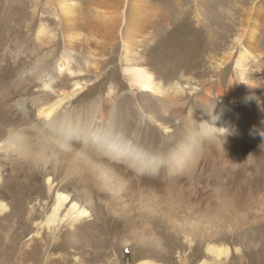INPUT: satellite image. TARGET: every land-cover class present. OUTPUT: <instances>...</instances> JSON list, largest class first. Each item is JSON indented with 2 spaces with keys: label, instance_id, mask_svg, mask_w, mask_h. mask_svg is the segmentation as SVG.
I'll return each instance as SVG.
<instances>
[{
  "label": "bare ground",
  "instance_id": "bare-ground-1",
  "mask_svg": "<svg viewBox=\"0 0 264 264\" xmlns=\"http://www.w3.org/2000/svg\"><path fill=\"white\" fill-rule=\"evenodd\" d=\"M31 1L32 15L36 16L41 0ZM81 4L80 0H47L45 3L54 17L52 21L60 26L66 44L54 68L53 52L47 46L50 40L44 37L46 27L38 29L39 42L29 48L21 46L9 31L0 30V218L11 211L10 197L1 187L6 180L15 181L19 175L32 185L43 184L48 193L45 199H36L38 205L32 202L31 212L53 201L40 227L56 235L57 226L68 225V238L74 244L83 241L78 224L93 220L96 214L98 193L102 195L99 200L113 216L145 225L144 230L136 234L140 241L159 246L162 242L148 221H160L184 234L190 244L196 240L206 242L207 251L214 258H228L232 251L230 246L213 243L217 234L223 230L227 233L239 230L253 218L264 219V114L249 112L243 117L240 112H233L225 104L220 90L221 100L210 105L206 101L200 109L192 111L193 115L181 118L178 131L166 138L154 125L159 122L167 129V123L173 119L167 109L183 103L167 95L168 91L163 89L152 68L145 65L143 54L137 51L155 38L146 31L149 24L145 23L150 21L149 12H152L149 0H94L97 20L87 22L88 25L80 20ZM125 10L131 11V26L121 32L122 70L132 91L117 96L116 100L111 91L109 99L97 96L88 103H76V94L82 93L85 85L75 81L74 90L69 91V79L86 77L90 70H99L104 60L102 39L105 45L114 41L116 27L128 19ZM253 12L243 17L245 27L240 29L241 39L246 36L244 29L250 25ZM89 26L94 28L93 42L102 48L95 49L92 59L81 63L77 72L73 67L74 49L86 41L81 32L83 27ZM256 31H252L253 43L258 42ZM244 47L249 53H256ZM247 54L242 51L236 60L241 75L246 73ZM138 93L153 98L160 105L146 109L148 103L137 100ZM61 116L107 117L151 147L165 166L156 174L142 175L121 162L92 156L80 145L64 152L53 151L40 137L44 128ZM33 137L40 144L35 156L25 145V141ZM251 214H254L252 218ZM8 231L9 227L5 235ZM0 263L4 262L0 260ZM16 264H24L22 253ZM137 264L155 262L143 259Z\"/></svg>",
  "mask_w": 264,
  "mask_h": 264
},
{
  "label": "rangeland",
  "instance_id": "rangeland-1",
  "mask_svg": "<svg viewBox=\"0 0 264 264\" xmlns=\"http://www.w3.org/2000/svg\"><path fill=\"white\" fill-rule=\"evenodd\" d=\"M45 1L47 2L40 1L38 14L35 16L32 15L34 8L31 0H0V30L9 31L21 46L29 48L39 42L37 34L41 28L46 27L44 37L50 40L47 41V46L53 52L51 59L54 68L66 44L60 34V26L52 21L54 17L47 11L48 7L45 8ZM80 1L83 7H80V20L83 25H88L87 22L90 21L94 23L97 20L94 0ZM149 3L152 12H149L150 21L145 23L149 24L146 31L149 35H155V38L148 44L141 45L137 51L140 50L139 55L143 54L145 65L152 68L163 89L168 91L167 95H172L183 103L167 109L173 118L168 125L165 124L167 129L159 122V125H154L159 133L166 138L171 137L178 131L181 118L193 115L192 111L200 109L206 101L210 105L221 100L218 96L220 90L226 100L225 104L233 112L238 111L243 117L249 112L264 114V0H149ZM126 5L127 9L128 4ZM152 6L158 9L155 11ZM258 9L262 11L259 12ZM250 11H254L253 16L249 20L250 25L244 29L245 38L241 39L242 26L245 27L243 17ZM126 12L127 21L122 26L115 24L114 41L105 45V39H102L104 60L100 63L99 70H90L86 77L78 79L70 78L67 74L70 78L69 91L74 90L75 81L85 85L83 92L76 94V103H88L97 96L108 98L111 91L116 100L132 91L122 70L124 42L121 32L124 29L126 32L131 26V11ZM143 27L144 25L139 26ZM255 29L258 42L253 43L252 31ZM146 31L144 30L145 33ZM93 32L94 28L91 26L83 27L81 33L86 41L75 46L76 62L73 67L77 72L81 69V63L92 59L95 49L100 51L102 48L93 42ZM136 33L137 31L131 35ZM244 46L256 53H249ZM256 46L257 50H254ZM242 51L248 53L245 75H241L236 66V60ZM142 95L138 93L137 100L148 103L146 109H156L160 105L153 98ZM1 188L10 197L11 211L0 218V260L4 262L0 264H16L20 253L24 264H137L143 259L155 264H264V219L253 218L239 230L228 233L223 230L217 234L213 243L227 244L232 251L228 258L216 259L208 253L206 242L196 240L190 244L184 234L172 230L160 221L152 220L148 223L153 225V231L163 244L151 246L140 241L136 234L144 230L145 225L113 216L99 200L102 195L94 191L96 216L94 215L93 220L78 224L83 241L77 245L68 238V225L60 228L57 226L56 235L49 229L40 227L53 201L45 206H37L34 210L36 212H31L33 203L38 205L36 199L43 200L48 195L43 184L38 182L37 185H32V182L17 175L15 181L6 180ZM30 212L35 215L32 217ZM253 216L251 214L250 218ZM8 227V235H5ZM12 254L14 255L11 256Z\"/></svg>",
  "mask_w": 264,
  "mask_h": 264
},
{
  "label": "clouds",
  "instance_id": "clouds-1",
  "mask_svg": "<svg viewBox=\"0 0 264 264\" xmlns=\"http://www.w3.org/2000/svg\"><path fill=\"white\" fill-rule=\"evenodd\" d=\"M40 139L58 153L80 145L92 156L121 162L142 175L156 174L165 166L151 147L107 117L61 116L50 127L44 128ZM25 145L32 156L38 153L40 144L35 137L25 141Z\"/></svg>",
  "mask_w": 264,
  "mask_h": 264
}]
</instances>
